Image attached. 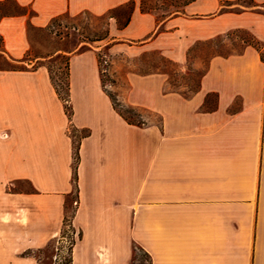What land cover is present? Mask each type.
<instances>
[{
  "label": "crops",
  "instance_id": "1",
  "mask_svg": "<svg viewBox=\"0 0 264 264\" xmlns=\"http://www.w3.org/2000/svg\"><path fill=\"white\" fill-rule=\"evenodd\" d=\"M17 1L33 14L1 17L0 34L2 52L18 60L31 47L29 25L103 14L131 0ZM237 1L188 0L161 15L134 0L129 21L111 30V49L155 48L183 65L194 43L232 29H249L264 41V16L238 9ZM47 82L39 70L0 71V103L16 133L6 138L5 154L21 157L23 176L39 189L66 196L72 152L63 128L71 122L89 130L79 140L72 264H133L135 246L150 264H264V61L255 46L213 55L189 98L161 94L157 74L136 79L134 104L148 107L160 124H130L115 110L91 49L69 53L71 119L47 101ZM77 93L82 103H74ZM31 156L39 157L45 181L30 175Z\"/></svg>",
  "mask_w": 264,
  "mask_h": 264
},
{
  "label": "rangeland",
  "instance_id": "2",
  "mask_svg": "<svg viewBox=\"0 0 264 264\" xmlns=\"http://www.w3.org/2000/svg\"><path fill=\"white\" fill-rule=\"evenodd\" d=\"M187 1L140 0V6L143 10H157L165 15L180 9ZM237 2L242 5H238V9L253 8L264 16V3H251L249 0ZM134 4V0H131L103 14L89 11L77 15L63 14L52 18L44 27L29 25L31 47L18 60L9 58L2 52L3 38L0 34V68L15 67L44 73L48 77L47 101L51 100L56 106L60 104L70 119L71 96L70 102L63 101L70 95L67 86L69 53L91 49L98 59L104 92L111 93L119 103L139 113L144 126L160 124L161 118L148 107L134 104L139 99L136 79L157 74L162 78L161 94L174 90L189 98L198 90L201 76L213 55L242 52L247 41H253L254 37L260 41L261 47L264 46V41L253 31L236 28L214 39L194 43L187 51L183 65L167 59L155 48L123 45L111 49L115 36L111 35V30L123 26ZM23 13L32 15L33 11L17 0H0V19L6 15ZM91 93L94 102L101 103L96 91ZM107 96L109 97L108 94ZM211 99H214L213 95ZM74 103H82L79 93L75 94ZM6 107V103H0V264H71V248L77 238V231L71 225V217L78 206V146L87 129L74 128L71 122H68L66 129L63 128V132L71 138L73 184L71 193L63 196L51 186L39 189L31 179L23 176L21 157L5 154L6 138L8 135H16L14 125L6 118ZM135 111H131L129 115L137 122L140 117ZM38 159L39 157H30L29 173L35 179L45 181L46 173L43 168L37 169ZM133 263L150 264V261L144 251L136 248Z\"/></svg>",
  "mask_w": 264,
  "mask_h": 264
},
{
  "label": "trees",
  "instance_id": "3",
  "mask_svg": "<svg viewBox=\"0 0 264 264\" xmlns=\"http://www.w3.org/2000/svg\"><path fill=\"white\" fill-rule=\"evenodd\" d=\"M251 3H254V0H249ZM255 5V4H254ZM132 12V11H131ZM129 18H130V15L127 17V19H126V21H125V23L124 24H126L128 21H129ZM123 24V25H124ZM254 40L253 41H250V40H248L247 41V43L248 44H251V45H253V46H255L258 50H259V52H260V56H261V59L264 61V46L263 47H261V45H260V41L258 40V39H256L255 37L253 38ZM0 70H14V71H17V70H22L21 68H15V67H11V68H0ZM101 80H102V85L104 86V80H103V78H102V76H101ZM68 89H69V82H68ZM107 94L109 95V97H110V99H111V101H112V104H113V107L115 108V110H117V112L128 122V123H130V124H135V125H139V126H141V125H143V123H144V121L141 119V117H140V115H139V113H137L133 108H131V107H127L126 105H124V104H122V103H119V101L116 99V97H114L111 93H108L107 92ZM63 101H65V102H70V95L68 94V98H64L63 99ZM65 107H67V106H65ZM70 111H71V114H70V119L72 118V113H73V109H72V105H71V103H70ZM131 111H135L138 115H139V117H140V119L137 121V122H135V121H133L132 119H131V116L129 115V113L131 112ZM74 127V126H73ZM74 128H76V127H74ZM89 134V130H87V132L83 135V136H86V135H88ZM78 162H79V146H78ZM136 248H139V247H137V246H135L134 247V250L136 249ZM140 249V248H139ZM142 250V249H141ZM71 251H72V248H71ZM143 251V250H142ZM144 253L149 257V255H148V253L147 252H145L144 251ZM150 260V259H149ZM70 262H71V264H72V256H71V258H70ZM134 264V263H133Z\"/></svg>",
  "mask_w": 264,
  "mask_h": 264
}]
</instances>
